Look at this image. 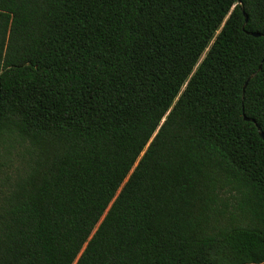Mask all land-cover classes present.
<instances>
[{"label":"trees","instance_id":"obj_1","mask_svg":"<svg viewBox=\"0 0 264 264\" xmlns=\"http://www.w3.org/2000/svg\"><path fill=\"white\" fill-rule=\"evenodd\" d=\"M262 14L0 0V264H264Z\"/></svg>","mask_w":264,"mask_h":264},{"label":"snow or ice","instance_id":"obj_2","mask_svg":"<svg viewBox=\"0 0 264 264\" xmlns=\"http://www.w3.org/2000/svg\"><path fill=\"white\" fill-rule=\"evenodd\" d=\"M249 20H250V23L254 27L258 26L261 30H264V14H262L259 17L251 16V17H249ZM254 75H255V73H252V76H254ZM253 96H254V94L250 93L248 98H247L248 102H249V105H250V109L249 110H251V108L255 107L257 103H260L261 107H264V100L257 101V100L252 98Z\"/></svg>","mask_w":264,"mask_h":264},{"label":"water","instance_id":"obj_3","mask_svg":"<svg viewBox=\"0 0 264 264\" xmlns=\"http://www.w3.org/2000/svg\"><path fill=\"white\" fill-rule=\"evenodd\" d=\"M245 21H246V23L248 22V17L247 16H245ZM251 35L254 36V37H260L261 36V34H259V33H252ZM260 69H261V66L259 67V70ZM245 120L246 121H250V119L247 118V117H245ZM257 128H258V132H259L261 138L264 140V133L261 131V128L259 126Z\"/></svg>","mask_w":264,"mask_h":264}]
</instances>
